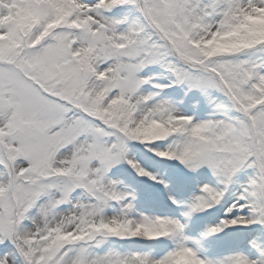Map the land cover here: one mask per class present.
<instances>
[{"label": "snow or ice", "instance_id": "1", "mask_svg": "<svg viewBox=\"0 0 264 264\" xmlns=\"http://www.w3.org/2000/svg\"><path fill=\"white\" fill-rule=\"evenodd\" d=\"M0 264H264V0H0Z\"/></svg>", "mask_w": 264, "mask_h": 264}]
</instances>
